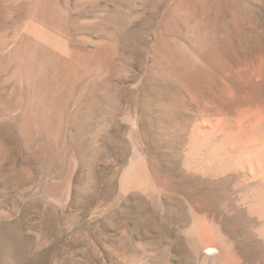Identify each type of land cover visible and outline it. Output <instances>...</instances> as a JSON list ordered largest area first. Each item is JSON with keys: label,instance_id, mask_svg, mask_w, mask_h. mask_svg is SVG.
Returning a JSON list of instances; mask_svg holds the SVG:
<instances>
[{"label": "rangeland", "instance_id": "obj_1", "mask_svg": "<svg viewBox=\"0 0 264 264\" xmlns=\"http://www.w3.org/2000/svg\"><path fill=\"white\" fill-rule=\"evenodd\" d=\"M263 102L264 0H0V264H264Z\"/></svg>", "mask_w": 264, "mask_h": 264}, {"label": "bare ground", "instance_id": "obj_2", "mask_svg": "<svg viewBox=\"0 0 264 264\" xmlns=\"http://www.w3.org/2000/svg\"><path fill=\"white\" fill-rule=\"evenodd\" d=\"M235 126L236 124L231 121L218 128L213 137L208 138L203 144V154L212 155L219 165L227 166L233 164L237 158L240 165L251 174L261 175L263 178L261 188L254 197L253 205L257 211L264 213V102L257 110L252 111L248 132L233 135L231 132ZM194 224V232L199 231L205 235L208 233L209 229L203 222Z\"/></svg>", "mask_w": 264, "mask_h": 264}]
</instances>
